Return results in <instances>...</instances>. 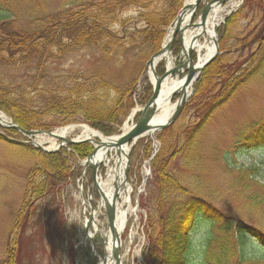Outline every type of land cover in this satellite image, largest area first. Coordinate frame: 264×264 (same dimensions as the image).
<instances>
[{"label":"trees","instance_id":"obj_1","mask_svg":"<svg viewBox=\"0 0 264 264\" xmlns=\"http://www.w3.org/2000/svg\"><path fill=\"white\" fill-rule=\"evenodd\" d=\"M184 1L87 0L56 14H49L38 1L27 10L28 24L0 25V68L22 70L32 77V83H18L0 75V110L27 131L50 132L80 119L103 136L114 135V126H120L134 106L137 79L115 86L94 75L62 84L47 71L78 51H93L103 62L115 65L145 63L159 51ZM0 2L9 6L8 0ZM249 10L260 21L248 32L256 46L249 48L248 37L239 39L238 56L226 60L225 42ZM129 11L136 16L123 17ZM263 26L264 0H245L243 9L217 30L220 54L203 69L181 115L156 137L159 150L150 162L151 180L139 200L146 213L145 264H264L260 169L239 164L228 153L231 146L237 151L264 147V121L239 129L228 148L204 141L214 113L251 82L264 84ZM178 53L174 42L172 54ZM156 74L163 76L162 64ZM150 96L151 88H144L139 105ZM15 146L34 165L27 174L3 264L21 263L24 236L19 229L34 216V205L61 192L74 178L71 163L84 160L92 150L86 143L51 153ZM139 147L144 159L153 153L150 141Z\"/></svg>","mask_w":264,"mask_h":264},{"label":"rangeland","instance_id":"obj_2","mask_svg":"<svg viewBox=\"0 0 264 264\" xmlns=\"http://www.w3.org/2000/svg\"><path fill=\"white\" fill-rule=\"evenodd\" d=\"M9 1L12 2V6L15 7L16 10L22 12L25 2H29L26 6L29 8L32 2L36 0ZM42 1L47 5L50 13H55L59 8L81 4L87 0ZM212 1L199 0L198 4L205 8L207 4H210ZM243 1L245 2V0ZM243 5L244 3H242L239 10L243 9ZM225 6L226 3L222 4L221 8ZM2 15L3 14H1L0 17ZM244 15L245 18L235 26L232 38L225 42L224 49L229 52L228 55H225L226 60L238 56L239 53L236 51L238 48L236 42L239 39L248 37L250 42L249 48L251 49L256 46V40H254L248 32L251 28L260 26V21L257 18H253V11H246ZM4 16L3 21H8L11 18L6 14H4ZM135 16L136 13L133 11H129L123 15V17L130 18ZM21 19L25 20V17L21 16ZM196 22L197 21H195V23ZM220 26L216 27L215 31ZM216 40L218 44V37ZM193 54L197 58L196 53ZM172 60L174 63L180 64V57L179 59L172 58ZM144 65L145 63L140 64L132 61H126L122 65H115L103 62L100 56L93 51H78L61 62L52 65L46 75L51 77V79H57V81L62 84L86 80L89 76L94 75H100L106 82L115 86H121L132 79H137L138 86L134 98L133 110L137 108V110H141L142 107L139 105L138 98L144 88H151L149 82L144 83L142 81L143 77H146L145 73H143ZM5 71L4 69H0V74L4 76ZM6 75L7 79L11 82L20 83L23 82V80H28L32 83V77L22 70L8 72ZM183 76L182 74L181 77ZM133 110L122 118L120 126H114V130L116 131L115 135L121 132L128 116ZM189 116H192V114ZM135 117L128 122V126L134 123ZM261 121H264V84L259 81H253L247 89L238 91L220 111L214 114L204 134V141H209L211 144H217L221 147L228 148L232 144L234 135L239 129ZM77 122L78 124L76 125L56 128L52 133L73 126L85 125L80 119H77ZM79 134V130H74L65 134L64 139L76 140ZM156 135L157 133L153 138L148 139L155 140ZM40 136L35 140L46 138L45 135ZM7 137L19 143H23L25 140L18 134ZM142 141L144 140H139L137 142L135 147L130 150L127 158L129 160V167L126 180L130 188L129 203L130 209L135 212H131L127 215V226L122 235V264H145L143 256L145 246L143 226L146 213L139 208L138 202L139 198L148 191V183L151 179L150 174H145L146 170H148L149 163L147 160H144L142 149L139 147ZM58 143L59 142L56 140V144ZM156 145L154 146L156 147ZM42 146L50 147V144L45 143ZM231 147H229L228 150L230 157L239 164L259 167L261 176L258 180L264 183V147L241 151H237L236 148L231 149ZM76 163L78 162L73 161L71 166H76ZM31 168L32 163L27 161L20 151L0 141V264H2L4 259L5 242L9 240V231L12 228L14 217L22 202L26 175ZM105 169L108 171L107 168ZM90 171V168L85 171L84 181L81 183V181L79 182L80 177H78V174H82L83 170L82 168H75L74 178L61 190V192L56 195H49L35 204L34 217L19 229V231L23 230L24 236L21 243L22 250L20 255L22 258L20 264H98L100 262L98 257L93 259L90 243L88 241L82 242L85 222L84 217L86 218L90 212L89 206L91 208L95 206L98 229L100 230L98 233L94 234V244L99 243V246H102L100 234L101 232L107 233L106 220L102 216V214L105 215V213L102 208H99L101 200L97 197L96 191L92 188V175ZM106 177L107 173L101 177V181H105ZM143 180H146V182L142 184L141 181ZM80 189L84 192L85 200L87 202L90 200L89 204L87 202L84 203L85 209H83L84 201L80 196ZM125 198L126 196H122V198L119 199V205L122 204ZM63 220L65 224L61 227L60 223ZM197 235L201 236V234ZM197 238V236H194V239ZM98 248L100 247L95 246L97 255H100L98 253ZM252 252L258 254L254 250H252Z\"/></svg>","mask_w":264,"mask_h":264},{"label":"bare ground","instance_id":"obj_3","mask_svg":"<svg viewBox=\"0 0 264 264\" xmlns=\"http://www.w3.org/2000/svg\"><path fill=\"white\" fill-rule=\"evenodd\" d=\"M194 0H187L186 4H193ZM218 4L208 8L206 7L202 16V20L197 21L193 25H189L188 17L178 27L177 32L180 36L181 52H180V64L174 63L170 56H165L163 61L165 74L158 83V93L155 98L154 108L155 112L148 123L145 125V131L137 136L133 135L131 142L135 144L142 138L154 137L161 126L175 114L176 110L191 94V87L193 80L198 76L200 68L203 63L214 54L216 32L215 28L218 27L224 20V18L232 11H234L240 0H218ZM221 2H225L226 6L221 8ZM196 53V63L190 62V54ZM150 75L151 72L149 71ZM184 75L181 77V75ZM154 81V78H152ZM179 96V99L174 103L173 97ZM143 111H147L148 107L142 108ZM136 115L134 110L128 117L127 122L132 120ZM9 123V120L0 113V124ZM79 130L80 134L77 139H88L93 144L95 151L91 159V163L94 165H104L109 168L112 163L113 166L107 172L105 181L99 179V187L101 194L104 198L103 204H106L114 219V229L117 234H121L127 222V215L131 212H135L130 209L129 193L130 188L125 178L126 159L129 155V145H118V136L111 139H105L100 134L93 132L85 126H73L68 129H63L53 133L51 136L39 139L36 144L41 145L48 143L50 148L55 147L56 140L58 138H64L68 132ZM129 130L126 124L123 128V132ZM98 140V141H96ZM111 155V157H110ZM126 196L119 205V198ZM93 229L98 231V224L93 216ZM106 240V261L108 264H122V259L113 258L111 256L112 250V238L109 231L105 235Z\"/></svg>","mask_w":264,"mask_h":264},{"label":"water","instance_id":"obj_4","mask_svg":"<svg viewBox=\"0 0 264 264\" xmlns=\"http://www.w3.org/2000/svg\"><path fill=\"white\" fill-rule=\"evenodd\" d=\"M199 0H194L193 4H188L187 6H184L181 13L177 16V18L172 22V24L169 26L167 33H166V37L164 39L163 45L161 47V50L155 54L145 65L144 68V72H146L147 77L149 78L150 82H151V86H152V97L149 101V103L146 105V107H148L147 111H143L141 113V116L139 117L138 121L130 128L129 131L121 134L119 136V144L118 145H126L128 144L131 139L132 136L135 135H139L142 134L145 131V125L148 123V121L151 119L153 113L155 112V108H154V102H155V98L157 96L158 93V83L161 79H158L156 77V75L154 74V69L155 67L161 62L163 61L165 56H170V52H171V48H172V44H173V40L175 38V36H177V40L180 43V36L179 33L177 32L178 27L180 26V24L182 23V21L188 17L189 20L192 19L193 15L195 14L196 8H197V4H198ZM222 3V2H221ZM204 10L202 11V13L200 14V20H202ZM217 46H215V53L212 57H210L208 60H206L204 62V64L202 65L201 69H200V73L202 71V69L209 64L214 57L217 55ZM190 62L192 63V54H190ZM151 69V75L149 73ZM152 78H154V81L152 80ZM198 78V76L195 78V80ZM186 101H184L182 104H180V106L178 107V109L176 110L175 114L169 119V121L162 126L161 128H159L156 132H159L161 130H164L167 126H169L173 121H175V119L178 117V115L180 114L184 104ZM6 128H11V129H15L18 132L22 133L25 136H32L33 132H27V131H23L20 128L13 126V125H8L5 126ZM39 134H47V133H43V132H38ZM62 140V139H61ZM76 143H80L79 141H72V140H68L66 141V144L71 145V144H76ZM32 146L34 148H37L41 151H49L47 149L38 147L37 145H35L34 143H32ZM94 151L90 154V156L88 157L87 161L84 163V166H90V162L91 159L93 157ZM98 166V165H97ZM94 167L93 168V180H94V186L97 188L99 195L102 197L100 191H99V186L96 185V174L98 172V167ZM107 213L110 219V222L112 224V215L111 212L109 210V208L107 209ZM88 229V228H86ZM114 259H118V250H114ZM102 264H105V262L103 261Z\"/></svg>","mask_w":264,"mask_h":264}]
</instances>
